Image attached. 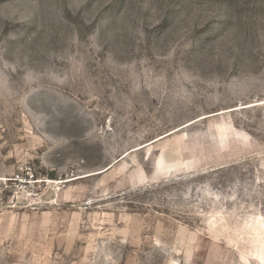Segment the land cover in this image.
Instances as JSON below:
<instances>
[{
    "label": "rangeland",
    "instance_id": "rangeland-1",
    "mask_svg": "<svg viewBox=\"0 0 264 264\" xmlns=\"http://www.w3.org/2000/svg\"><path fill=\"white\" fill-rule=\"evenodd\" d=\"M0 264H264V0H0Z\"/></svg>",
    "mask_w": 264,
    "mask_h": 264
}]
</instances>
